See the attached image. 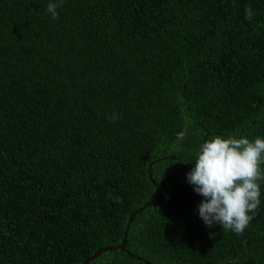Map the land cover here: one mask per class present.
Instances as JSON below:
<instances>
[{"label":"trees","instance_id":"trees-1","mask_svg":"<svg viewBox=\"0 0 264 264\" xmlns=\"http://www.w3.org/2000/svg\"><path fill=\"white\" fill-rule=\"evenodd\" d=\"M55 2L0 0V264H264V180L242 235L186 180L264 138V0Z\"/></svg>","mask_w":264,"mask_h":264},{"label":"clouds","instance_id":"clouds-1","mask_svg":"<svg viewBox=\"0 0 264 264\" xmlns=\"http://www.w3.org/2000/svg\"><path fill=\"white\" fill-rule=\"evenodd\" d=\"M59 7L60 3L49 0L46 12L57 19ZM253 14L251 8L245 9L246 19L251 20ZM107 119L114 123L119 114L113 112ZM186 136L184 129L176 139L183 141ZM193 161L186 180L203 197L197 206L199 217L209 228L219 224L224 230L242 235L261 203L258 182L264 180V138L214 135L200 144Z\"/></svg>","mask_w":264,"mask_h":264},{"label":"water","instance_id":"water-1","mask_svg":"<svg viewBox=\"0 0 264 264\" xmlns=\"http://www.w3.org/2000/svg\"><path fill=\"white\" fill-rule=\"evenodd\" d=\"M114 246H116V245L105 246V247H102L101 249H99L97 251H94V252L88 254L85 258L82 259L81 264H86L87 262H89V260L96 257L102 250L111 249ZM136 258H138V257L136 256Z\"/></svg>","mask_w":264,"mask_h":264}]
</instances>
